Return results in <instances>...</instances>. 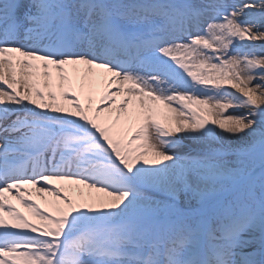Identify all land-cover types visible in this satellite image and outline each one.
<instances>
[{
    "label": "snow or ice",
    "instance_id": "obj_1",
    "mask_svg": "<svg viewBox=\"0 0 264 264\" xmlns=\"http://www.w3.org/2000/svg\"><path fill=\"white\" fill-rule=\"evenodd\" d=\"M0 264H264V0H0Z\"/></svg>",
    "mask_w": 264,
    "mask_h": 264
},
{
    "label": "rangeland",
    "instance_id": "obj_2",
    "mask_svg": "<svg viewBox=\"0 0 264 264\" xmlns=\"http://www.w3.org/2000/svg\"><path fill=\"white\" fill-rule=\"evenodd\" d=\"M16 202V201H15ZM38 203H40V201H37ZM16 204H17V207H19L20 209H22V211H25V209L21 206V205H19V203L18 202H16ZM41 206H43V205H41Z\"/></svg>",
    "mask_w": 264,
    "mask_h": 264
},
{
    "label": "bare ground",
    "instance_id": "obj_3",
    "mask_svg": "<svg viewBox=\"0 0 264 264\" xmlns=\"http://www.w3.org/2000/svg\"><path fill=\"white\" fill-rule=\"evenodd\" d=\"M13 203H16L15 201H12ZM19 208V207H18ZM22 211V209H20Z\"/></svg>",
    "mask_w": 264,
    "mask_h": 264
}]
</instances>
